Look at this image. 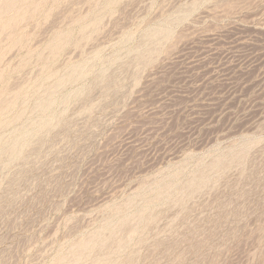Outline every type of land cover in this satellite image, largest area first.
Wrapping results in <instances>:
<instances>
[{"label": "rangeland", "instance_id": "1", "mask_svg": "<svg viewBox=\"0 0 264 264\" xmlns=\"http://www.w3.org/2000/svg\"><path fill=\"white\" fill-rule=\"evenodd\" d=\"M0 264H264V0H0Z\"/></svg>", "mask_w": 264, "mask_h": 264}, {"label": "bare ground", "instance_id": "2", "mask_svg": "<svg viewBox=\"0 0 264 264\" xmlns=\"http://www.w3.org/2000/svg\"><path fill=\"white\" fill-rule=\"evenodd\" d=\"M84 70H85V68H84ZM79 72V69H76V70H74L72 73L75 75V74H77ZM84 73V72H83ZM5 102V101H4ZM3 104H5V103H3ZM3 109V108H2ZM43 123V122H42ZM44 124H45V122H44ZM35 129V128H34ZM30 131H32L31 129H29ZM35 131V130H34ZM36 131H37V129H36ZM27 132V131H26ZM29 132V131H28ZM20 136V135H19ZM27 137V136H26ZM30 137V136H29ZM27 141V140H26ZM12 142V141H11ZM24 142H25V140H24ZM22 143H20V142H15V143H13L9 148H8V153H9V155H14V154H17L18 152H19V150L21 149V147H22ZM7 148V147H6ZM14 157V156H13ZM92 245V244H91Z\"/></svg>", "mask_w": 264, "mask_h": 264}]
</instances>
